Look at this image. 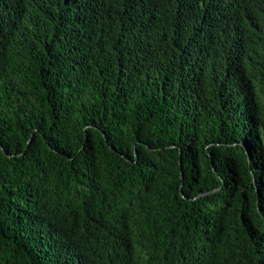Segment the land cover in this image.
<instances>
[{
    "label": "trees",
    "instance_id": "1",
    "mask_svg": "<svg viewBox=\"0 0 264 264\" xmlns=\"http://www.w3.org/2000/svg\"><path fill=\"white\" fill-rule=\"evenodd\" d=\"M0 264H264V0H0Z\"/></svg>",
    "mask_w": 264,
    "mask_h": 264
}]
</instances>
